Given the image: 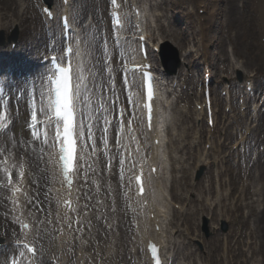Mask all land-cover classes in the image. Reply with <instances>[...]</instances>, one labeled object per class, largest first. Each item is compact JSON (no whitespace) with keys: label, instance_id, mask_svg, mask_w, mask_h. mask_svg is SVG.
<instances>
[{"label":"rangeland","instance_id":"obj_1","mask_svg":"<svg viewBox=\"0 0 264 264\" xmlns=\"http://www.w3.org/2000/svg\"><path fill=\"white\" fill-rule=\"evenodd\" d=\"M96 4V10L101 14L100 5L102 0H90ZM106 4L108 0H105ZM227 0H143V4L148 9H155L160 12L163 16L160 18L163 23L167 24L169 27H164V33L166 30L174 31V29L181 30L187 38V45L185 48L181 49V46L173 42L174 37L169 36L166 38L171 41L181 53L193 50L196 55V51L200 49L199 37L200 33H205V51L207 61L211 64L214 70L213 74L215 75L216 84L220 82V69L226 67V62L224 60L233 55V58L239 62H242L248 59V55L252 54L253 59L257 60L256 64L250 62L249 68L244 67V71L248 74H256L258 76L257 80V89L260 91L264 90V0H235L236 13L230 10L229 5L226 3ZM15 7V5H12ZM34 11L30 9L29 15L32 16ZM182 12V13H181ZM192 14L189 19L181 16V14ZM89 15V14H88ZM209 16V22L207 17L200 16ZM207 18V20H206ZM159 20V22H160ZM187 20L188 22H185ZM206 23L204 28H201L200 25ZM40 32V26L34 24ZM162 27V26H161ZM95 29V28H94ZM96 32V30H93ZM200 31V33H198ZM248 32V36H244V32ZM49 34V32H47ZM236 33L238 37L235 38ZM4 39L14 36V29L10 31H4ZM3 34L0 32V37H3ZM149 34L152 37L157 38L159 36V31L155 28H149ZM161 34V33H160ZM154 35V36H153ZM20 38V30L18 28L17 41L14 43L17 47L18 40ZM40 39V35L37 36ZM172 38V39H171ZM238 38V40H236ZM51 38L49 39L50 44ZM250 44L251 50L248 52L244 48L243 44ZM9 46V44L7 43ZM1 46V45H0ZM13 48V49H15ZM202 49V47H201ZM232 50L228 52V50ZM44 51H47L45 48ZM37 52L36 55H38ZM193 54L192 52L187 55ZM42 55V54H41ZM262 58V59H260ZM201 56L196 57V61H199ZM118 61L115 63L117 64ZM154 63L157 66V71H159L158 56H154ZM201 65V64H200ZM199 65V66H200ZM186 66L181 69L185 70ZM200 77H202L203 69L200 68ZM216 89V88H215ZM221 88L217 89V92L214 90V94L219 97ZM191 107L193 105L190 103ZM218 109H223V103L217 101ZM223 110L220 112V124L217 128L221 129L223 125L222 114ZM191 115V111H190ZM263 121L262 126H264V114L261 115ZM245 122L247 119H244ZM22 122H26L25 116L21 117ZM264 130V129H261ZM257 131L256 134L262 136V147H264V133L262 131ZM21 131L24 132V135L28 137L25 127H21L19 130L15 131V135L20 134ZM219 140L222 143V148H217L219 154L222 156V164L220 162V174L222 180V187L219 197L212 189L210 192L206 191L208 189L207 178L203 179V183H194L191 177L192 171L196 166V158L190 159L189 152L187 150H181L179 155L184 158L181 165L174 164L177 166V170H173V188H172V197L177 204H183L185 201L188 203L187 208L188 213L183 217V225L185 228L193 234L195 240L190 243L183 242L178 248L181 251V254L188 251H193V257L190 258V261L193 264L201 261L205 264L206 260L209 264H227L229 261H233L234 251L229 250L231 247L235 249L236 240L238 237L242 239V248L249 260L247 264H264V241L262 235L259 234V231L263 229L264 226V156L261 157L257 166L253 168L248 176V182L245 184L246 193L242 196V199L238 196L239 191L242 189L241 179H238V169L233 165L236 156L230 152L227 153V148L225 147L227 139L219 135ZM188 138V137H187ZM258 138V136H256ZM229 141V147H231V142ZM203 146L200 147L199 151L202 152ZM196 154V152H195ZM227 154V157H225ZM212 177L214 173V168L210 166L207 169ZM234 175V176H233ZM180 176V177H179ZM183 176V177H182ZM255 176V178H254ZM182 177V179H180ZM233 177V179H232ZM215 178V177H213ZM228 178L232 180L231 184L228 185ZM1 180V179H0ZM215 187V182H214ZM230 188L232 189L230 191ZM253 189L259 191L258 195L253 194ZM187 194L186 199L180 198V196ZM223 194V195H222ZM221 197V198H220ZM257 200V201H254ZM260 199V200H258ZM212 208H208L211 207ZM204 215L201 217V213ZM180 212H177L175 219H180ZM205 217L208 218V223H205ZM222 221H226L229 225L228 232L222 233ZM175 223V221H173ZM249 229L251 232H256L251 237H248ZM229 235L230 239H227ZM248 238V239H247ZM185 241L184 238L181 239ZM198 241L202 246L198 244ZM249 242H254L255 251L252 252L248 248ZM248 243V245H247ZM248 248V249H246ZM238 251H236L237 253ZM15 251L11 250L10 253H7L6 256L0 255V264H6V261L9 256L14 254ZM242 260V258H241ZM243 261V260H242Z\"/></svg>","mask_w":264,"mask_h":264},{"label":"snow or ice","instance_id":"obj_2","mask_svg":"<svg viewBox=\"0 0 264 264\" xmlns=\"http://www.w3.org/2000/svg\"><path fill=\"white\" fill-rule=\"evenodd\" d=\"M111 5L114 9L118 10L120 8V4L117 0H111ZM44 12L49 18H52L51 9L46 8ZM111 15L113 17L114 26L117 29L123 27L119 12L113 11ZM68 24L69 21L65 18L64 27L67 28ZM61 43L69 45L63 49L67 55L61 58H58L56 55L51 56L50 62L53 64L54 71L51 75H47L46 78L41 77L38 94L37 90H34L32 96V110L29 121V130L32 140L27 142V147L31 148L34 153L38 148L41 154L39 157L40 159L43 158L44 154L43 146L56 150L48 154V162L58 165L70 192L74 183V177L83 175L84 182L87 183L88 170L91 169V164L85 160V155L88 153L89 148L92 149L93 154L96 152L97 140L102 143V151L107 158L106 168H111L113 157L108 155L111 152L108 139V134L111 129H115L117 133L114 136L118 154L116 159L118 160V167L121 173L123 172V166L127 159L125 152L128 151L127 145L122 143V137L125 135L124 121L128 119L130 128L132 120L126 117V109L117 106L116 100L119 99L118 96L116 100L107 102L110 107L105 106V97L102 95L103 86L97 85L95 76H93L91 80H88L79 69L74 70L70 58L74 50L70 46L67 37H62ZM53 51H55V47ZM61 60L66 66H62ZM143 67V65H139L129 69L126 64L122 62L120 70L121 82L127 96L130 83L135 84L137 74H139L140 83L136 86L145 90V102L141 107H144L147 111L148 128L151 129L152 101L154 98L153 78L150 73L142 71ZM107 71L109 73L108 80L110 81L108 89L114 91V84L111 83L113 77L110 64ZM0 78H4L5 81H7V74L0 73ZM17 86H20L19 81L17 82ZM97 87L99 91L97 92L96 101L93 102L91 94L93 93V89ZM2 92L3 89H0V94H2ZM25 96H27V91H25ZM130 115L132 118H135L134 113ZM109 116H112V118L117 121L115 125L112 119H109ZM10 124L11 121L8 114L0 110V133L7 135ZM50 132L51 135H49ZM132 139H136L134 134L132 135ZM33 145H35V147H33ZM16 147V144H12L11 148H9L7 143H5L3 147H0V163L3 165V167H0V172L4 174L3 182L0 183V187L11 190L14 203H18L17 194L21 193V188L17 187L13 182V173L9 171L12 165L8 164V159L12 149ZM138 150L139 149H137V151ZM85 165H87V167H85ZM132 167H136L134 162L132 163ZM153 171H155V169H153ZM24 175L25 172L23 166H21L18 173L19 179L22 180ZM142 175L141 169L140 175L135 177L139 185V194H143L144 192ZM86 199L91 200V197L86 196ZM28 202L32 203L31 200ZM64 203L69 211L77 212V209L72 207L70 200ZM36 207L38 210L43 211L42 206L38 203ZM88 207V204L83 205L85 215L87 214ZM65 219L69 220L67 226L70 230H82V228L79 227L81 224L79 219L72 221L71 218L67 216ZM74 223L78 225V227L73 228ZM87 226H91V221L88 222ZM23 227L27 229L29 225L24 224ZM22 247L33 256L37 253V249L30 243L22 244ZM151 251L155 258V264H161L158 249L155 245L151 246ZM18 255L21 259L26 260L25 251H20ZM21 259H16L14 257L11 264H21ZM26 264H31V262L27 261Z\"/></svg>","mask_w":264,"mask_h":264},{"label":"bare ground","instance_id":"obj_3","mask_svg":"<svg viewBox=\"0 0 264 264\" xmlns=\"http://www.w3.org/2000/svg\"><path fill=\"white\" fill-rule=\"evenodd\" d=\"M70 1H74V0H70ZM235 0H227L226 3L229 5L230 10H232L233 12L236 13V8H235ZM36 0H0V30L3 29L5 31H10L12 29H18L20 28V40L18 41V48L15 50H12L11 48H3L0 50V52H6V57L0 61V73H8L7 74V81H5L4 78H0V81L3 79L4 83H3V92L2 94H0V107L9 109L11 111V116L15 119V121L17 120V112L13 111V109L11 107H14L15 105H23V108L20 109L19 111L22 110L23 113H25L27 111V106L30 104V100L33 96L34 90H37V94H38V90L39 87H34L33 88V83L35 84V80L38 79L39 82L41 80V77H43V71L38 68L37 70L34 71H29L26 70L27 68L31 67L29 64V60L30 59H36V57H34L36 55V51H39L41 49H43L42 45H46L47 42V38L45 36V33H39L38 32V28H36V26L34 24H39V19L37 17V12L36 14L33 13L32 16L29 17V9L31 3L33 4V7L35 9V4ZM77 5L76 6V10H74L72 13V22L74 23L75 29L79 28V37H82L83 35V40L84 42L81 44V50H80V55L83 58L82 63L86 60L87 58V52L86 49L88 51V53H90V51L92 52L93 55V59L91 60L93 62V64L95 65L96 69L94 70V75L97 73L96 76V83L99 86L102 85L103 86V90L106 89V87H108V77L106 76V74L104 73L103 69L102 72L100 70L101 68V62H104V48L101 46H99V40L100 42L103 43V39L104 36L102 35V30L109 28L108 26V18L106 17V14H104V22L103 20H100L97 16H95V8H94V2L90 1V0H76ZM57 3V2H56ZM12 5H15V7H12ZM75 4V2L73 3V5ZM96 4V3H95ZM98 5V4H96ZM74 6V7H75ZM103 5H101V9H102ZM36 11V9H35ZM86 13H92L94 18L96 19V23L97 25H101L100 28V32L99 33H94V34H90V30L89 27H84V29L81 30L80 26L83 25V23L86 20ZM182 13V12H181ZM144 19L146 20V23H148L149 21L147 20L148 18L151 19L153 22L162 17L163 15L161 13H158L156 10H148L143 8V14ZM181 16L186 17V19H189L192 14H181ZM202 17H207V16H200V18ZM208 18V20H207ZM206 18V20L209 22V16ZM185 22H188L187 20H185ZM55 22L53 21L52 26H54ZM164 26L165 25H161ZM202 28H204L206 26V23L201 24L200 25ZM53 33L54 36L56 37V41L58 42L60 40L59 37V29L56 27V25L53 27ZM163 28V27H161ZM161 28L160 26H158V30L160 29L161 32ZM128 27H125V31L124 33H127L126 31L128 30ZM85 32H88V36L89 39L87 38L86 41V37L85 36ZM40 34V39L37 38V36ZM166 34L167 36H172L174 37V40L176 42L179 43V45H183L182 48H185V46L188 44L187 43V38H185V34L178 29H174V31L170 30L167 31L166 30ZM91 35V38H90ZM99 35V36H98ZM201 39L203 40L206 37L205 33H200ZM244 36H248V32H244ZM238 37V33H236L235 38ZM92 38H95L96 41L95 43H91L92 42ZM105 38H107V35H105ZM238 40V38L236 39ZM124 42V41H121ZM204 44V43H203ZM11 45V44H10ZM244 48L247 49V51L249 52L251 50V45L250 44H246L244 45ZM87 47V48H85ZM190 51V50H189ZM86 52V53H85ZM190 52H193L190 51ZM122 49H116L115 45L112 46V51L111 54L114 55V58H121L122 55ZM4 53H1L0 55H3ZM54 54V53H51ZM199 54L202 56V58H204V64H207V60H206V52L204 49H200ZM50 55V54H49ZM183 55H187V52H183ZM102 57L103 61H102ZM107 57V56H106ZM189 58L194 57L192 54L188 56ZM232 58V57H231ZM248 59H250V62L253 64H256V61L258 60H254L252 54H249ZM19 59L24 61L20 62ZM262 59V58H260ZM10 60V61H9ZM228 62L231 66V69L233 70H241L243 69V66L241 65V62H238L237 60H235L234 58L232 59H228ZM250 62L246 59L244 61V67L245 68H249ZM8 66L11 67V71L7 72L6 70L4 71V67L6 66V64H8ZM82 63H80V68L82 65ZM189 67L190 69L196 68L198 67L196 63V61H189ZM98 66V67H97ZM103 66V64H102ZM14 67V68H13ZM104 67V66H103ZM13 68V69H12ZM90 68V65H89ZM188 71L189 68H188ZM93 72V71H92ZM96 72V73H95ZM87 74H89L90 72H86ZM93 75V76H94ZM92 76V77H93ZM92 77H90L88 80H91ZM184 80H186V76H184ZM228 79V77H227ZM20 82V86H17V82ZM26 81V83H25ZM112 83V81H111ZM227 82L224 81V84H226ZM185 83H182V86ZM231 87H225L224 86V90L228 93V96L226 98L227 101V107H230L231 103H232V94L234 93V89H230ZM0 89H1V83H0ZM99 88H94L93 92L98 91ZM107 90H109L107 88ZM25 91H27V96H25ZM177 91V90H176ZM243 93V91H242ZM122 92L120 91L121 95ZM5 96H10V104H7V106L3 103V101L5 100ZM165 99V98H164ZM168 101V100H167ZM196 102H199L196 100ZM167 105H169V103H167ZM186 106H182V107H178L176 115H174V122L171 125V137L172 138H168L166 137V139L164 138V140L161 142V144L157 147H149L148 149H150V155H152V160L153 161H159V159L163 161V166H165V168L171 169L172 164H177V155L174 152L175 151V145L176 143H181V139L183 138V135L180 131L185 130L184 127V121L187 117V113H186ZM18 111V112H19ZM160 112H162V114L164 113L163 109H161V107H159V105L156 107H154V111L153 114L158 115ZM193 115L196 118V121H200L201 117L203 118V111H199L197 110V108H194L192 110ZM161 114V115H162ZM234 114L232 116V118H234ZM242 117L245 116V114L241 115ZM217 119H216V125H217ZM258 129H262V123L260 126H258ZM14 130V124H12L10 126V128L7 131V134L10 132H12ZM179 130V131H178ZM228 128L225 125L221 131H217L212 133L211 130L209 131V138L207 140V143H209L211 146H213V148L215 149V142L212 141V138L214 136L215 133H220L223 134V131L227 132ZM253 130L251 129V127H249L247 124L245 126V132L246 134H248L249 132H252ZM148 135V134H147ZM151 135V134H149ZM196 135H198L197 133L194 134V139L192 141V143L196 142ZM228 136H231L230 133H227ZM6 135H3L2 133H0V147H3L5 143H7V141L3 140V138ZM153 138V137H152ZM151 138V139H152ZM31 141V139L29 140V142ZM167 141V142H166ZM169 142H171L173 144V148L172 150H168L166 152L164 146L165 143L168 144ZM12 144H16L17 147L13 148L11 151V154L9 156V158H11L12 156L14 157V160H18L20 158L23 159V163L25 165H28L29 167V172H28V176L30 177V180H34L35 184L33 188H36L34 191V194L37 193L38 198H39V202L40 204H43L44 207L45 206H51L52 201L49 198H46L44 196H42L40 194V188H41V180L42 178H44L46 175H48L50 172L52 173L54 166H52V164H50L48 162V158L45 156V154H43V158L40 159L39 157L41 156L39 153V149L37 148V151L34 153L32 152L31 148L27 147V143H24L20 138H15L13 140L10 139V141L7 143L8 147L11 148ZM149 146V145H148ZM26 147V148H25ZM33 147H35V145H33ZM147 148V147H146ZM215 151V150H214ZM20 153H24L23 155H25V157H21ZM18 156V157H17ZM145 155H143L144 157ZM219 163V156L215 154L213 155L212 160H209L208 158L202 159L200 158L198 161L199 165H207V164H213L216 165ZM181 165V164H180ZM176 170L178 169L177 166L173 167ZM34 172V175H33ZM171 174V172H170ZM98 175L101 178L102 182H104V186H103V191L106 192V194H108L110 192V195L112 196L113 192L115 191V189H113L110 186V183L108 182L109 180L113 179V176L110 175L108 172H106L105 170H100L98 172ZM34 176V177H33ZM169 177L171 178L172 176L169 175V170H167L166 172H163V176L161 177L160 181H157L155 183V185H153V194L151 196L148 197V199L151 201L149 202L151 208H153L156 212H157V217L158 216H163V220H165V222H170L171 220V214H169V209L171 206V195L168 189V182H169ZM176 178V176H175ZM182 178V177H181ZM216 178H218V180L221 179V176L219 174H216ZM51 179H53L51 177ZM50 179V180H51ZM247 180V178H246ZM232 182V180L229 178L228 179V184L230 185ZM105 189V190H104ZM232 189L230 188V191ZM170 198V200H169ZM2 196H1V201H0V212L4 210H6V208L4 207V202L2 200ZM144 215V213H142ZM110 219L114 220V223H120L119 218L111 216ZM162 221V220H161ZM164 221H162L163 223ZM6 225L4 223L3 220V216H0V229L5 228ZM1 231V230H0ZM168 232V233H167ZM175 231H166L164 232L163 236L159 238V241H156V245L160 246V255H161V260L162 263L165 264V258L168 261V256H173L174 252H169L168 254L164 255L165 253V246L168 245V243H170V239L172 238V235L174 234ZM254 234H256V232H251L249 233L248 236H253ZM259 234L262 235L263 237V241H264V226L263 229L261 231H259ZM238 242V241H237ZM174 243H178L177 240H174ZM133 247L131 250L135 249L137 244H135L134 242H132ZM254 245V243L249 244V248ZM59 248H61V242H59ZM59 251V249H58ZM171 251V250H170ZM116 254V253H115ZM245 256V255H244ZM243 257V256H242ZM244 261H247V259H245Z\"/></svg>","mask_w":264,"mask_h":264}]
</instances>
